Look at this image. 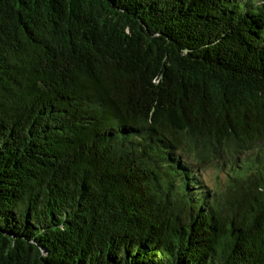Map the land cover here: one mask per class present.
Here are the masks:
<instances>
[{
  "label": "trees",
  "instance_id": "obj_1",
  "mask_svg": "<svg viewBox=\"0 0 264 264\" xmlns=\"http://www.w3.org/2000/svg\"><path fill=\"white\" fill-rule=\"evenodd\" d=\"M0 264H264V0H0Z\"/></svg>",
  "mask_w": 264,
  "mask_h": 264
},
{
  "label": "rangeland",
  "instance_id": "obj_2",
  "mask_svg": "<svg viewBox=\"0 0 264 264\" xmlns=\"http://www.w3.org/2000/svg\"><path fill=\"white\" fill-rule=\"evenodd\" d=\"M206 173L208 174V176L210 175V171H206Z\"/></svg>",
  "mask_w": 264,
  "mask_h": 264
}]
</instances>
